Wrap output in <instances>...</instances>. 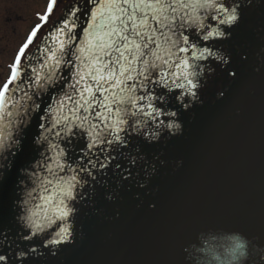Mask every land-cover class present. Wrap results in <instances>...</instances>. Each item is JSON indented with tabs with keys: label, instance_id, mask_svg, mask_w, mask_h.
<instances>
[{
	"label": "water",
	"instance_id": "water-1",
	"mask_svg": "<svg viewBox=\"0 0 264 264\" xmlns=\"http://www.w3.org/2000/svg\"><path fill=\"white\" fill-rule=\"evenodd\" d=\"M220 2L236 9L237 21L220 24L226 13L200 12L205 31L193 39L208 51L201 59H192L191 50L181 54L195 73L189 79L196 95L172 77L166 88L149 84L150 99L137 89L145 99L124 106L135 116L125 117L120 141L113 134L112 144L90 150L73 151L66 136L55 135L58 126L38 119L46 112L32 107L33 101L55 107L57 95L46 85L51 62L39 42L9 93L13 115L0 112V181L11 174L0 182L2 264H264V0ZM77 7L86 25V0L65 15L71 19L69 9ZM213 29L224 36L200 38ZM40 135L48 142H37ZM73 175L69 200L65 180ZM65 206L73 211L61 219ZM62 228L65 239L57 236Z\"/></svg>",
	"mask_w": 264,
	"mask_h": 264
},
{
	"label": "snow or ice",
	"instance_id": "snow-or-ice-1",
	"mask_svg": "<svg viewBox=\"0 0 264 264\" xmlns=\"http://www.w3.org/2000/svg\"><path fill=\"white\" fill-rule=\"evenodd\" d=\"M86 3L89 5L85 13L88 17L86 25L79 23L78 7L75 11L69 9L72 18L62 16L53 31L42 37V30L57 5V0H49L46 14L39 17L41 23H37L27 34L14 53L8 75L0 80V112L12 116L7 106L11 104L15 108L16 105L12 103L13 97L9 93L14 92L16 89L13 85L22 80L21 73L25 68L27 53L33 45L40 49L38 41L43 40L45 61L51 62L48 64L50 71L45 82L57 95H51L55 107L50 104L46 110L41 109L35 101L32 107L46 112L44 117L38 116V119L58 126L60 131L55 135L66 136L67 144L72 146L73 151L85 147L90 150L100 144L110 145L113 141L108 137L113 134L114 139L120 141L119 132L124 130L121 125L127 123L125 117L135 116L124 106L136 107L139 101L145 99V96H137V89H144L150 99L148 85L166 88L168 78L172 77L173 84L179 88L185 85L176 84V80H185L190 85L188 91L195 96L196 92L192 89L197 85L189 79L195 73L187 71L190 61L181 54L191 50L192 59H201L204 52L208 51L207 48L200 51L193 39L205 31L200 12L212 10L226 13L225 18L219 21L220 24L230 25L237 21L236 9L229 11L220 0H86ZM214 35L223 37L224 33L213 29L200 38L207 41ZM47 41H51V44H47ZM172 69L181 70L183 75L178 77ZM53 113H56L55 119ZM170 115L175 116V113ZM39 127L48 133L53 130L44 123ZM168 127L173 125L169 124ZM175 127L179 128V125ZM85 135L88 137L87 143L83 140ZM41 141L47 143L48 137L40 135L37 142ZM23 147L21 157H26L29 149L27 141ZM48 147L58 146L48 144ZM45 167L52 172L49 165L45 164ZM56 168L63 171L65 165L57 161ZM80 168L81 171L85 170L82 165ZM68 170L75 171L71 165H68ZM10 178V173L5 174L0 182L7 183ZM76 181L75 175L65 180V196L69 200L73 198V182ZM72 211L67 206L62 208L61 219ZM29 223L38 230L41 228L30 220ZM67 231V228H62L57 236L65 239L66 236L61 234ZM237 248L242 246L237 245ZM5 260L6 257L0 255V264Z\"/></svg>",
	"mask_w": 264,
	"mask_h": 264
},
{
	"label": "flooded vegetation",
	"instance_id": "flooded-vegetation-1",
	"mask_svg": "<svg viewBox=\"0 0 264 264\" xmlns=\"http://www.w3.org/2000/svg\"><path fill=\"white\" fill-rule=\"evenodd\" d=\"M40 1L0 0V80L8 75L14 53L26 39L27 34L37 23H41L39 20ZM69 1L71 0H57V5L47 24L57 17ZM18 40L19 43L11 54L10 61H8L10 53Z\"/></svg>",
	"mask_w": 264,
	"mask_h": 264
},
{
	"label": "rangeland",
	"instance_id": "rangeland-1",
	"mask_svg": "<svg viewBox=\"0 0 264 264\" xmlns=\"http://www.w3.org/2000/svg\"><path fill=\"white\" fill-rule=\"evenodd\" d=\"M44 1H45V0H41V1H40V8H39V11H40V12L42 11V7H43V4H44ZM19 40H20V38H19ZM19 40H18V41L16 42V44L14 45V47H13V49H12V52L10 53V57L8 58V61H10L11 54L13 53L15 47L18 45Z\"/></svg>",
	"mask_w": 264,
	"mask_h": 264
},
{
	"label": "clouds",
	"instance_id": "clouds-1",
	"mask_svg": "<svg viewBox=\"0 0 264 264\" xmlns=\"http://www.w3.org/2000/svg\"><path fill=\"white\" fill-rule=\"evenodd\" d=\"M239 245H241V246L243 247V243H241V244H239Z\"/></svg>",
	"mask_w": 264,
	"mask_h": 264
}]
</instances>
